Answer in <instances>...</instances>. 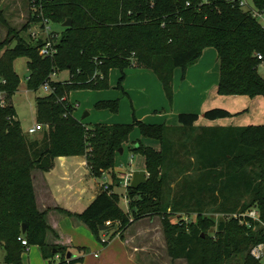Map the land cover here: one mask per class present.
Returning a JSON list of instances; mask_svg holds the SVG:
<instances>
[{
    "label": "trees",
    "instance_id": "1",
    "mask_svg": "<svg viewBox=\"0 0 264 264\" xmlns=\"http://www.w3.org/2000/svg\"><path fill=\"white\" fill-rule=\"evenodd\" d=\"M249 5L264 11V0H249ZM36 6L40 15L34 22L46 18L62 25L70 18L71 25L49 38L54 54L41 56L43 40L24 38L20 31L28 25L16 30L0 11L7 29V36L0 39L2 263L21 264L25 246L19 237L27 245H39L43 258L61 255L63 263L66 247L46 242L50 226L46 211L37 208L31 171H48L57 157L80 155L91 176L109 175L108 190L99 187L80 213L57 209L78 217L96 238L111 228L123 238L132 222L158 216L173 259H185L187 264H263L251 250L264 244V226L244 217L248 226L234 214L254 208L264 218V124L196 126L197 113L181 112L177 125L134 116L131 123L86 127L73 115L75 107L68 100L73 90L107 88L112 68L120 70L116 87L121 88L124 69L134 61L157 76L172 103L173 70L180 67L183 75L205 47L217 52L219 95L264 98V76L258 72L264 61L261 22L232 0H37ZM18 57L27 58L28 89L49 86L48 95L35 98V118L42 129L32 136L23 132L10 100L20 85L14 69ZM62 70H68L69 77L52 80ZM117 106V99L94 104L95 109L112 112ZM203 116L215 120L233 114L214 107ZM135 127L141 137L158 141L160 148L140 140L132 147L144 158L147 179L135 189L128 186L124 211L114 190L122 181L114 171L115 158ZM211 213L230 215L215 222ZM193 214L194 219H185ZM174 216L178 220L173 221ZM73 261L70 258L69 264Z\"/></svg>",
    "mask_w": 264,
    "mask_h": 264
},
{
    "label": "rangeland",
    "instance_id": "2",
    "mask_svg": "<svg viewBox=\"0 0 264 264\" xmlns=\"http://www.w3.org/2000/svg\"><path fill=\"white\" fill-rule=\"evenodd\" d=\"M0 11L6 22L16 30H21L24 26L28 25L26 31H20V34L24 38L37 40V37L44 39L47 36V30L41 27L40 22L36 23L33 21L35 15L39 13L36 8H33L31 0H0ZM48 25L50 26L49 31L56 34L61 32L63 27L61 24H56L53 22L49 23ZM6 36L7 29L0 22V39H4ZM206 48L207 47L204 49ZM197 62L198 60L188 67L195 65ZM135 67L138 68L140 66H138L134 61H131L130 64L125 67L124 71L135 70ZM14 68L20 77V85L10 100L15 107L17 118L21 123L23 132L28 136H32V134L27 133V130L36 122L35 98L37 96L48 95L49 92L44 88V86H41L36 91L27 88L26 77L28 74V68L26 57H18L14 62ZM141 68L142 70H148L147 68ZM175 69L179 71L182 70L180 67ZM174 70L172 77V87L173 92H175V94L179 93V95H177L176 98L175 95H173L172 103L167 101L165 95H162L160 99L154 98L153 93L146 92V94H144L143 91L137 89V87L134 86V91L137 90V94L139 95L136 96L134 94L137 104L135 107L137 114L144 112L147 113L144 116L147 119L160 117L162 120H166L165 115L168 111L167 109L173 111L175 105L180 107V109H190L191 111L196 109V106L191 107L188 105H182L183 101L187 98L185 95L187 89L184 87V85H181V82L186 80V74H183L182 76L181 71V78L176 79L174 76ZM110 72L112 74L116 73L117 77L120 74V70L118 68H112ZM258 72L261 76H264V61L259 64ZM131 74L132 73H128V76ZM68 77V70H62L54 74L52 76V80L61 81L67 79ZM133 81L134 78L128 79L129 83H132ZM116 82L117 78L112 82V84L109 81V86L101 90L77 89L73 90V92H70V95H68L69 102L72 103L70 100L71 97L75 98L74 101L76 100L78 102V107L74 108L73 111L74 116L78 120H82L86 127H90L98 122L107 121V119H114V121L121 120L123 122L128 121L129 123L132 122L130 119V114L132 111L130 103L124 96L121 95L122 90L121 88L116 87ZM161 92L164 94V91L161 90ZM109 97H120L116 111L112 112L108 109L102 111L93 108V103L96 100ZM125 99L126 103L123 104ZM155 102H161L163 105L157 106ZM85 112H88V115L83 118L82 115ZM250 121L253 120L251 119ZM254 122L258 123V120ZM137 138H140L141 141L143 140L141 143L147 146L156 143L154 139H143V137L140 135L138 127H135L129 136V140L127 141L131 148H126L124 153L117 155L115 160L114 171L120 178H123L128 171L137 170L143 162V156L139 152L132 150ZM150 142L151 144H149ZM79 157L81 156L79 155ZM108 177H106L105 174L98 178L89 176L86 181L82 183L85 185V193L82 195H77L80 197V199L77 200V205H82V207H84L83 205H87L86 203H88V199H90V197L93 196L96 191L97 183L107 181L109 179ZM101 184H99L98 188L101 187ZM114 190L119 195V206L124 211H127L125 188L119 184ZM229 215L230 214L211 213V216L214 218L215 222L229 217ZM76 218L78 219V217ZM185 219H194V214L185 217ZM172 220L175 221L178 220V218L174 216ZM79 221L81 222L79 224H81V227L84 230L82 232L83 234H81V229L76 232L73 231V219L65 218L61 223V227L64 229V231L68 233L69 236H71L75 241L72 243V246L66 247L65 253V255H67V253L72 255V259H74L72 264H187L185 259H173L168 255L161 220L158 216L152 218L144 217L143 219L132 222L125 235V231L123 232V238L120 236V233L116 232L114 228H111L105 234L101 233L100 238L98 239L84 222H82L80 219ZM74 229H77L76 225ZM214 231L215 229L211 228L210 232L213 233ZM114 233L115 235L112 236ZM4 254L5 251L0 246V262L3 261ZM60 256L58 255V258L45 259L42 256L39 245H27L23 248L21 253V264H64L61 262L62 258ZM260 260L264 264V253L262 256H260Z\"/></svg>",
    "mask_w": 264,
    "mask_h": 264
},
{
    "label": "crops",
    "instance_id": "3",
    "mask_svg": "<svg viewBox=\"0 0 264 264\" xmlns=\"http://www.w3.org/2000/svg\"><path fill=\"white\" fill-rule=\"evenodd\" d=\"M181 71L177 69L174 70V76L176 79L181 78ZM124 72L125 78L123 79L121 84V95L124 96L130 103V107L132 109L130 114L131 120L135 116L138 120H143L150 123L165 122L167 124L177 125V115L181 112H189L198 114V119L195 122L196 126H243L248 124H264V98L262 96L257 95L254 97H249L247 95H219L217 93V84L219 80V63L216 50L210 47L203 49L201 56L198 59V62L195 65L188 67L184 71V74H186V80H184L185 82H181V85H184V87L187 89V92H185L187 98L183 101L182 105H188L191 107L196 106V109L193 111H191L190 109H180V107H177L175 105L173 111L167 109L168 111L165 115L166 120H162L160 117L147 119L144 117L147 113L143 112L141 114H137L135 110L137 104L134 94L136 96L139 95L137 94V90L134 91V86H136L137 89L143 91L144 94H146V92L153 93L154 98L160 99L161 96L164 95L161 92V90L163 91V88L157 76L149 69L142 70L141 66L138 68L135 67V70H128ZM128 73L132 74L128 76ZM119 77L120 74L117 77L116 73L112 74L110 72V83L112 84V82L116 78L118 81ZM132 78H134V81L132 83H129L128 79ZM173 95H175L176 98L179 93L175 94V92H173ZM119 98L120 97H109L105 99H98L93 103V106L97 101L100 100H119ZM74 99L75 98L71 97L70 100L72 103L76 104L75 108H77L78 102L76 100L74 101ZM126 99L123 101V104L126 103ZM155 104H157V106L163 105V103L161 102H155ZM214 107L224 108L230 113H232L233 116L227 118H219L215 120L205 119L203 116L204 111ZM100 110L105 111L107 109ZM251 119L253 121H250ZM256 120H258V123L254 122ZM98 123L122 124L129 122H123L121 120L114 121V119H107V121ZM137 140L141 141L140 138H137ZM149 144H151V142ZM148 146H152L156 150L160 148V144L158 141ZM126 148H131L127 142L124 143L121 154L124 153ZM118 155H120V153ZM141 169H144V158L142 164L137 170ZM31 176L37 208L41 212L46 211L45 218L48 225L50 226V229L47 231L46 234L47 244L61 245L64 247L72 246V243L75 241L71 236H69L68 233L64 231V229L61 227V223L64 221L65 218H71L73 219V231L76 232L81 229V234H83L82 232L84 230L81 227V224H79L81 222L75 216H68L62 211H59L57 208L69 210L73 213L82 212L94 198L99 184L103 182H107L109 184L110 180L108 179L107 181H103L101 183L98 182L94 195L91 196L90 199H88V203H86L87 205H83L84 207H82V205H77V200L80 199V197L77 195H82L85 193V185L82 183L86 181L89 176H91L86 166L84 156L79 157V155H76L68 157H57L54 160V164L51 169H49L48 171L33 169L31 171ZM105 176L108 177L107 174H105ZM75 225L77 226L76 230L74 229ZM128 230L129 228L125 230L124 235ZM53 252L56 251L54 250ZM56 256L57 255H55L54 258H56ZM0 264L3 263L0 262Z\"/></svg>",
    "mask_w": 264,
    "mask_h": 264
},
{
    "label": "built area",
    "instance_id": "4",
    "mask_svg": "<svg viewBox=\"0 0 264 264\" xmlns=\"http://www.w3.org/2000/svg\"><path fill=\"white\" fill-rule=\"evenodd\" d=\"M36 1L37 0H31L33 8L37 9ZM232 1L236 2V4L240 8H242L244 10H250L252 15L254 17H256L264 27V11H258V10L253 9L252 7H250L249 0H232ZM187 5H188V2H187ZM39 15H40V13H39ZM39 22H36V23H39ZM49 23H50L49 20H47L46 18L40 22L41 27H43L47 30V36L44 39L41 38L44 42L43 45L39 48V54L41 56H52L55 52V48L53 47V43H52V41L49 40V38L53 37L54 35L56 36L57 34L49 31L50 30V26L48 25ZM38 38H40V37H37V39ZM259 58H260V56H259ZM44 88L49 92L48 84H44ZM75 106H76V104H74V107ZM41 129H42V126L40 124H38L37 122H35V124L33 126L28 128L27 133L33 135V134H36ZM132 172L133 171H128L124 175V177L122 178V181H121V185L125 188V198H126V202H127V207H128V200H127L126 191H127L128 186H130V183H131ZM101 187L104 190H108V183L103 182L101 184ZM234 217L240 218V221L244 222L248 226H251V224H250L249 220H246V218H245V220H243L244 217H249L253 221L258 222L261 226H264V218H261L259 212L254 208L249 209L248 211H245L241 214L236 213V214H234ZM107 224H110V222L108 221ZM18 239L20 240L22 245L27 246V242L24 238L19 237ZM103 241H105V240H103ZM251 253L257 258L262 256V254L264 253V244H258L257 246H255L251 250ZM56 258H58V255L56 256ZM69 261H70V259L65 258L63 260V263L69 264Z\"/></svg>",
    "mask_w": 264,
    "mask_h": 264
},
{
    "label": "water",
    "instance_id": "5",
    "mask_svg": "<svg viewBox=\"0 0 264 264\" xmlns=\"http://www.w3.org/2000/svg\"><path fill=\"white\" fill-rule=\"evenodd\" d=\"M71 25V19L68 18L66 19L63 23H62V26L63 27H68ZM87 115V112H85L82 117L84 118L85 116ZM122 150L123 148H120L119 150V153L121 154L122 153ZM146 179H147V174H146V171L144 169H141V170H134L132 172V178H131V183H130V186L131 188L135 189L137 188L139 185L141 184H144L146 182ZM25 227L26 225L25 224H22V232H25ZM106 226H101L100 229L103 230L105 229ZM71 254L67 253L66 257L67 258H71Z\"/></svg>",
    "mask_w": 264,
    "mask_h": 264
}]
</instances>
